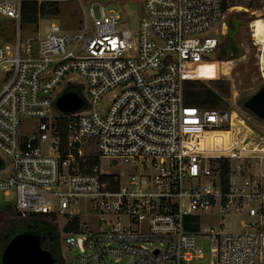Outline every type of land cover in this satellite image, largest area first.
Here are the masks:
<instances>
[{
	"label": "built area",
	"instance_id": "2783aa9c",
	"mask_svg": "<svg viewBox=\"0 0 264 264\" xmlns=\"http://www.w3.org/2000/svg\"><path fill=\"white\" fill-rule=\"evenodd\" d=\"M25 1L0 0L18 25L15 43L0 44V195H15V212L59 219L75 264H264V171H254L264 138L185 99L187 83L210 80L205 67L217 63L224 0H141L133 30L90 3L78 29L47 20L37 41L22 39ZM66 93L84 105L61 112L64 153L53 111ZM23 121L37 122L35 136L22 135ZM215 213L239 229H203Z\"/></svg>",
	"mask_w": 264,
	"mask_h": 264
},
{
	"label": "rangeland",
	"instance_id": "374dc122",
	"mask_svg": "<svg viewBox=\"0 0 264 264\" xmlns=\"http://www.w3.org/2000/svg\"><path fill=\"white\" fill-rule=\"evenodd\" d=\"M51 3V2H50ZM56 3V2H55ZM90 3H100L106 5L107 10H113L118 13L123 27L126 29H137L140 19L143 17V6L141 0H83V7L80 6L78 1L72 0L68 2H62L59 5L60 13L57 16H52L48 19L39 21L37 26H20L22 31V39L25 41L27 38L32 41H37L39 38L40 24L42 25L44 34L49 33L50 25L47 20H51L57 24H61L65 29L76 30L81 25V19L83 11L89 9ZM98 12V9H97ZM262 19L264 20V0H230L227 3L226 16H225V29L224 35L220 38V45L216 53V64L213 66L205 67L208 73V79L204 81H197L201 84H196L194 90L201 91L203 87L211 89L222 99V105L219 108L233 115V124L239 126L243 131L252 130L251 135H255L258 139L264 138V120L255 117L251 112L247 111L244 104L252 96L257 94L264 87V79L260 73V57L262 49L260 45H257L253 38L252 24L254 21ZM230 21L236 23V32L233 38L237 45L241 49L239 56L230 57L228 61H220L219 52L222 50L223 45L228 42ZM18 30L17 22L10 20L7 17L0 15V44H14L16 40V34ZM220 31V28L218 29ZM216 31L212 34L215 35ZM220 35V34H219ZM260 47V50L258 48ZM4 74L0 72V89L3 87ZM86 97V93H84ZM103 102L96 106L97 110H103L108 101ZM53 123L56 121V125L59 130L61 112L54 106L53 111ZM37 122L35 121H23L21 127V133L25 137H32L37 134L36 130ZM47 151V147L44 146V152ZM93 154H96V147L90 148ZM109 161H103V164H108ZM231 166H237L238 160H232L228 162ZM126 169L124 166L122 167ZM264 171V163L261 166H255L254 171ZM15 201V195L12 194L9 197L0 195V208L5 205L13 204ZM84 203L81 201L78 208L83 211ZM2 224H9L15 219V213H1ZM86 213L82 212V216ZM83 219V217H82ZM243 219V218H242ZM64 219L62 220L61 227L64 225ZM239 219L217 216L215 213L206 215L203 217V229L220 228V224L225 225L228 231L238 230L239 226L236 225ZM58 233L60 232V221L57 219ZM61 249L66 258V264H75L73 257L70 255L65 247V241L61 234ZM202 248L208 253L210 250V244L207 242L202 243ZM74 255V253H73Z\"/></svg>",
	"mask_w": 264,
	"mask_h": 264
},
{
	"label": "trees",
	"instance_id": "16d2710c",
	"mask_svg": "<svg viewBox=\"0 0 264 264\" xmlns=\"http://www.w3.org/2000/svg\"><path fill=\"white\" fill-rule=\"evenodd\" d=\"M230 0H224L225 9ZM60 13L59 5L55 2L39 3L35 0H27L22 5L21 26H37L40 20L48 19L52 16H57ZM229 39L223 45L219 52L220 61H228L230 57L239 56L241 53L240 47L235 42L233 35L236 32V23L230 21ZM199 82H188L186 85L185 99L191 106H198L203 109L213 110L219 109L222 105V99L211 89L203 87L201 91L194 90ZM201 84V83H199ZM78 94V91H76ZM61 151L66 153L65 145L68 140V120L65 116L60 117L59 123ZM15 213V219L5 225L2 224L0 217V264L2 254L10 240L18 234H31L39 238L42 247L50 252L58 264L61 258L60 235L57 228V218L52 215L34 214L26 218H21L14 210L12 204H8L0 208L1 213ZM79 217L75 218L72 223L66 227V232L77 231L79 225Z\"/></svg>",
	"mask_w": 264,
	"mask_h": 264
},
{
	"label": "water",
	"instance_id": "95a60500",
	"mask_svg": "<svg viewBox=\"0 0 264 264\" xmlns=\"http://www.w3.org/2000/svg\"><path fill=\"white\" fill-rule=\"evenodd\" d=\"M83 105V99L76 93H66L56 101V108L65 114L74 113ZM244 107L255 117L264 120V87L247 100ZM1 264H55V259L42 247L39 238L31 234H18L3 251Z\"/></svg>",
	"mask_w": 264,
	"mask_h": 264
},
{
	"label": "bare ground",
	"instance_id": "6f19581e",
	"mask_svg": "<svg viewBox=\"0 0 264 264\" xmlns=\"http://www.w3.org/2000/svg\"><path fill=\"white\" fill-rule=\"evenodd\" d=\"M252 32H253V38L255 39V42L257 45H260L263 47L262 54L260 57V73L262 75V78L264 79L263 74V60H264V20L258 19L253 22L252 24Z\"/></svg>",
	"mask_w": 264,
	"mask_h": 264
}]
</instances>
